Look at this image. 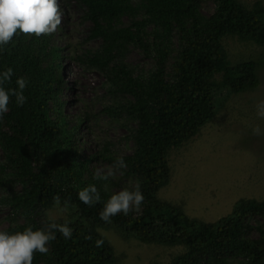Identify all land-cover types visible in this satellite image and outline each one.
<instances>
[{"label": "trees", "instance_id": "obj_1", "mask_svg": "<svg viewBox=\"0 0 264 264\" xmlns=\"http://www.w3.org/2000/svg\"><path fill=\"white\" fill-rule=\"evenodd\" d=\"M74 1L86 26L83 43L71 41L61 23L47 35L14 34L0 51V67L14 69L9 86L18 76L28 80L26 103L10 99L0 120V210L7 209L0 230L44 227L59 199L67 214L57 220L69 222L72 238L57 233L47 253L34 252L32 264H119L101 228L126 240L185 248L160 264H264V199L240 198L209 222L159 196L171 179L169 150L195 137L232 94L260 86L261 61L231 62L223 41L237 36L264 46V4L212 0L214 9L205 13L208 0ZM133 51L142 62L129 60ZM71 62L102 77L96 114L95 105L74 115L65 109L62 68ZM99 116L124 135L97 140L91 123ZM119 157L126 167L116 165ZM108 168L113 176L99 179ZM88 184L101 195L92 206L78 199ZM137 184L140 210L102 221L104 201Z\"/></svg>", "mask_w": 264, "mask_h": 264}, {"label": "rangeland", "instance_id": "obj_2", "mask_svg": "<svg viewBox=\"0 0 264 264\" xmlns=\"http://www.w3.org/2000/svg\"><path fill=\"white\" fill-rule=\"evenodd\" d=\"M252 6L258 0H241ZM264 4V0H259ZM64 11L61 23L73 42L85 38L86 26L80 23L81 9L74 0H58ZM208 0L205 13L214 8ZM68 21V23H67ZM67 25V26H66ZM64 39L62 43H67ZM231 62L248 59L260 60V86L254 90L232 94L216 116L206 123L199 133L181 147L169 150L171 179L162 187L159 196L183 205L192 217L209 222L230 213L240 198L264 199V136L251 134L252 127H264V119L257 115V107L264 106V46L228 36L223 41ZM133 63L143 61L133 51L129 55ZM62 68L66 79L65 109L74 115L91 108L93 114L102 107L104 89L102 77L96 72L84 71L71 62ZM98 96L100 98H98ZM99 99L100 101H96ZM92 131L97 140H117L124 135L123 127L102 116L93 119ZM91 126V125H90ZM7 209L0 210V225ZM57 219L66 217L67 208L61 204L48 211ZM115 248L119 264L168 263L176 254L184 251L181 245L166 246L144 244L136 239H124L114 229H100Z\"/></svg>", "mask_w": 264, "mask_h": 264}, {"label": "clouds", "instance_id": "obj_3", "mask_svg": "<svg viewBox=\"0 0 264 264\" xmlns=\"http://www.w3.org/2000/svg\"><path fill=\"white\" fill-rule=\"evenodd\" d=\"M61 16L58 0H0V51L14 34L41 36L54 33L61 24ZM14 74L11 66L0 67V120L9 111L10 99L14 98L17 106H23L28 99L24 92L28 85L25 77H16L15 86H9ZM257 115L264 119V106L257 107ZM251 134L264 136V127H252ZM115 163L120 168L126 167L123 157ZM113 174V168H108L98 178L107 180ZM78 199L92 206L100 202L101 195L95 184H88L78 191ZM143 202L144 194L139 184L133 188H122L104 201L99 216L105 223H110L111 218L119 213L127 215L130 211H139ZM55 203L59 205V199ZM72 232L68 221L59 223L52 214L48 215L46 225L41 228L27 226L14 232L0 230V264H32L34 252L47 253L48 245L56 239L57 233L67 240L72 238ZM85 239H91V236L86 235ZM95 243L100 246L104 240L98 238Z\"/></svg>", "mask_w": 264, "mask_h": 264}]
</instances>
